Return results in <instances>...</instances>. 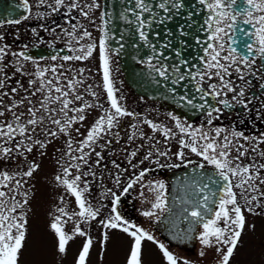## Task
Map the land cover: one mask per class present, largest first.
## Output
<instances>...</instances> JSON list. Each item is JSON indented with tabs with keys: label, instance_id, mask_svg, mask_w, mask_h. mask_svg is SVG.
I'll list each match as a JSON object with an SVG mask.
<instances>
[{
	"label": "flooded vegetation",
	"instance_id": "1",
	"mask_svg": "<svg viewBox=\"0 0 264 264\" xmlns=\"http://www.w3.org/2000/svg\"><path fill=\"white\" fill-rule=\"evenodd\" d=\"M70 2L71 0H65L66 4ZM79 2L83 6L92 3V0H79ZM97 3L100 5L99 8L85 9L89 11V17L85 19L80 14L79 9L69 10L61 7L59 11L53 12L48 5L55 6V0H45V4L42 6L39 4V0H27V10L25 0H0V36L3 37V40H0V46H8V55L4 59L5 72L0 74V79L5 80L4 88L0 89V112L5 113L4 116L0 117V125L13 123L14 112L20 116L18 123L24 126L27 120L32 118L28 109L41 107L40 101L45 98L46 92H36L40 86V80L35 75L38 69L56 68L55 73L46 71L44 79H51L54 84L61 86L65 91H69L67 99L72 100L73 103L69 105L68 117L80 115L74 111L76 108L85 109L83 112L85 119L82 122L77 120L72 123L67 133L59 132V126L51 123L48 118L49 113L41 110L37 112L36 118L42 119V123H39L35 130H33V126H27L30 139H25L16 133L13 141L5 143L4 140H0V145L14 147V149L18 147L19 150H14L13 153L18 152L21 156V153L24 152L21 156L24 157L23 159H30V162L33 161L37 164L35 158L38 153H41L40 146H34L35 152L29 155H33L35 158H31L28 157V153L23 147H19L18 141L24 140L26 144H31L32 141L39 139L44 143L51 142L54 144L56 141H67L76 144L77 147H73L74 151L71 153L68 162L69 181L80 175L81 180L78 182L80 189L83 190L85 184L89 189L83 193L85 200H88L89 203L95 202L94 204L98 207L111 209L116 207L123 220L135 222L140 220L136 213L138 193L142 195L144 191L147 194L152 191L157 194V190H154L152 185L163 184L164 189L161 191L165 199L168 190L167 174L169 172L188 165L198 167L204 165L203 168L216 171L213 165L191 152L189 148H181L180 141L182 139L190 141L191 138L182 135L175 127V121L171 118L173 115L182 124L191 125L193 129H203L205 132H210L214 128L225 129L226 132L222 133L221 138L233 130L242 133L243 136L250 138L249 140L239 139L236 141L237 144H243L248 149L247 155L242 158V162L249 164L254 159L257 165L264 164V157L259 155V151H264V143L258 145L259 151H252L253 146L257 144V138L264 137V60L256 59L252 67L254 74H249L247 69H244L245 81H241L235 73L230 78L237 91L243 87L245 91V96L241 98L244 101L243 104L232 100L234 93H228L227 96V99L232 102L231 108H223L216 99L207 98L209 105L222 108L221 114H214L213 123L209 127L205 111L198 109L188 111L170 101L149 99L136 93L124 80L117 53L108 47L110 77L113 82L114 94L120 106L135 115L120 117L118 121L114 122V127L110 131L106 129L105 132L99 134L95 143L92 144L95 151H92L91 148H84V153H90L86 157L87 164L78 159H73V157L81 155L77 149L82 146V142L96 121L106 112H114L104 88L101 52L98 47L100 39L103 37L101 30L103 26L101 19L103 0H97ZM38 13L46 15L40 18ZM25 16H28V19H24ZM8 20H20L21 22L9 24L7 23ZM77 24L82 25L83 28L78 29L75 36L68 35V33L73 32V25ZM236 28L235 32H230L229 36L224 39L228 46L235 47L237 53L242 56L245 54L246 44L254 40V37L248 35L254 32V29L251 25L244 24L242 19L238 20ZM84 30L91 33L90 39H79ZM90 43L97 45L90 57L84 60L65 61L63 59L64 56L79 55L80 53L75 49ZM19 52H25L32 59L23 61L12 55V53ZM226 54V52L222 53V55ZM57 59L60 62H52ZM14 64H22L24 74L17 72ZM152 65L157 64L153 63ZM203 67L202 64L199 69L202 70ZM241 67L243 68L242 65ZM81 70H83L82 73ZM33 80L36 81L35 85L30 84V81ZM69 81H82V83L74 84L75 91L73 92L67 87ZM191 82L196 88V82ZM208 83H218V81L214 79ZM204 87L207 88V84ZM14 88L16 89L15 92L12 91ZM33 92L36 94L33 95ZM4 93H8V95H4ZM90 93H95V96ZM52 95L58 94L53 91ZM77 95L83 97V100H76ZM86 104H91L93 107H86ZM245 104L247 107L244 106ZM61 106L60 103H50L48 107L54 110L52 112L54 118L63 122L66 118L59 111ZM9 108H12V111H9ZM216 116L218 118H215ZM139 118L144 119V121H139ZM145 120L152 121L160 125L161 128L169 129L171 138H166L162 131H153L145 123ZM134 125L135 127H133ZM13 126L16 125L13 124ZM52 131L57 132L58 135H45V133ZM133 151L137 153L135 157L130 155ZM181 151L184 153L182 159L178 156ZM161 152L167 153L165 155L167 159L153 163V156H160L159 153ZM149 153H151L150 158L144 159ZM232 155H236L235 151ZM74 164H80L81 167L79 169L72 167ZM141 171H147V174L129 188V183L135 180ZM84 173H95V175L85 176ZM117 177H119L118 182ZM260 177L264 179V170H261ZM235 182L233 179V183ZM255 183L259 192H252L250 195H255L258 199L251 204H248L239 195L241 189H234V191L238 193V203L245 216V225L248 229L252 230L254 224H259L264 230V195H262L264 194V184H261L259 180ZM6 184L10 188V181H6ZM244 195H249V193ZM116 197H119L118 204L113 203ZM248 208H252L253 211L249 212ZM149 222L151 229L156 232L152 226L153 222L150 220ZM252 234L256 237V234ZM257 237L261 241L262 249L260 251L264 254V234L257 235ZM161 239L164 240L162 237Z\"/></svg>",
	"mask_w": 264,
	"mask_h": 264
},
{
	"label": "snow or ice",
	"instance_id": "2",
	"mask_svg": "<svg viewBox=\"0 0 264 264\" xmlns=\"http://www.w3.org/2000/svg\"><path fill=\"white\" fill-rule=\"evenodd\" d=\"M200 5L205 6L208 12V18L205 24L209 30L208 40L203 42L206 46L204 47V56L201 58V63L204 65L203 69H197L193 72L192 67H188L187 61H182L181 65L172 66L171 72L167 65L160 64L152 65L151 59L148 61L149 65L152 67L153 71L157 72L158 75L164 80L171 79L173 85H178L186 79L196 82V92L199 93V100L202 103H196L194 99L187 96L179 97L180 101L186 103L192 109L203 110L208 118V125L211 127L213 123L214 114H221L222 108L215 105H209L207 102L208 97H212L217 100V103L222 105L223 108H231L232 102L227 99L228 93H234L232 100L236 103L243 104L244 101L241 99L245 96V91L243 87L237 91L234 87V82L230 79L235 73L241 81H245L244 69H247L249 74L252 73V67L255 64L257 58L264 60V0H198ZM39 4L42 6L45 4V0H39ZM26 10L28 9L27 0H25ZM53 12L59 11L61 7L71 9H79L80 14L84 16L85 19L89 17V11L93 8H99L100 5L97 0H92V3L81 5L79 0H71L70 3L66 4L65 0H55V6L48 5ZM163 12L168 13L171 9L179 10L182 5L178 0H160L156 5ZM129 13L135 19L129 18ZM147 15L152 17L151 20L147 19ZM38 17L43 18L42 13L37 14ZM105 16H110V14L105 11L101 15V19L104 21L102 26L103 37L100 39L99 49L101 52V60L103 67V81L104 88L107 91V95L110 101L111 109L114 112H106L101 116L95 123V125L90 129L87 134L86 139L82 142V146L77 149L81 153L79 157H73V159H78L87 164V155L90 153H84V148H92V144L95 143L99 134L105 132V130H111L114 127V122L118 121L120 117L123 116H134V113L127 112L124 110L114 94L113 82L110 77V62H109V49L107 48V39H109V34L107 31L108 21L104 20ZM159 13L154 11L153 0H134V7L124 8L120 13V18L124 23L132 25L135 27L136 32L139 34L141 40L152 48L155 53V46L151 44L148 39V33L146 29L152 26L154 21L163 23L167 17L157 20ZM24 19H28L25 16ZM242 19V22L247 25H251L254 32L248 34L250 37H254L253 42L246 44V50L244 55H239L235 47L227 45L225 37L229 36L230 32H235L237 30L236 25L238 20ZM20 20H8L9 24H19ZM83 28L82 25H73V32L68 33L70 36H75V32L78 29ZM91 38V33L87 30L83 31V34L79 39ZM0 40L3 37L0 36ZM198 43H200L198 41ZM234 43V41H233ZM97 47L95 43H90L81 46L75 51L80 54L76 56H64L65 61L68 60H84L92 55L93 50ZM8 46H0V74L5 72L4 59L8 55ZM119 51V49L115 50ZM227 53L222 55V53ZM13 56L17 57L18 60L29 61L32 58L29 57L25 52L12 53ZM163 55V53H161ZM180 53H177L179 56ZM55 59V57H53ZM243 66V68L241 67ZM17 72L23 73V65L19 64L13 65ZM186 68V72L181 71V67ZM50 71L52 73L56 72V68H50L47 70L38 69L35 75L40 80V86L36 89V92L45 93V98L40 101V108H29L28 112L32 118L27 120L26 125L21 126L18 121L20 116L13 112L14 120L13 123H6L5 125H0V140H4L5 143H9L15 139L14 134L18 133L19 136L25 139H30V134L27 132V126L35 127L42 123V119L38 120L37 112L43 110L49 113V119L51 123L59 126V132L67 133L72 123L77 120L82 122L85 119L83 115L84 108H76L75 112L80 113L78 117H68L69 105L73 103L72 100L67 99L69 91H65L61 86H57L53 83V80H45V72ZM83 70H81V73ZM217 80L218 83H208L211 80ZM82 83V81H69L67 87L71 91H75L74 84ZM31 85H35L36 81H30ZM207 84V88L204 85ZM5 80L0 79V89L4 88ZM13 92L16 89H12ZM58 95L53 96L52 92ZM36 92L32 94L35 95ZM95 96V93H90ZM8 95V93H4ZM27 99V98H26ZM76 100H83V97L77 95ZM29 103L31 101L29 100ZM50 103H60L62 106L59 111L64 114L66 119L63 122L60 119H55L52 115L54 110H51L48 106ZM183 106V105H182ZM247 107V105H244ZM86 107H93L91 104H86ZM12 111V108H9ZM4 112H0V117L4 116ZM171 118L175 121V127L179 132L187 137H190V141L181 140V148H189L191 152L195 153L197 156H201L203 160L207 161L210 165L215 168V177L209 176L208 182L202 185L196 182L190 187L197 188L198 191L194 192V200L185 199V203L191 205V210L185 208L184 211L188 213L191 218V223L193 225H201L203 232L199 235V240L206 247L217 246V252L223 253L220 258V264H229L230 258L233 256L234 251L237 247L243 229L245 227V216L243 215L241 206L238 203V193L234 189H241L239 195L245 199L248 204L256 201L258 198L255 195H250L252 192H259V188L256 185V181L259 180L261 184H264V179L260 177L261 170H264V164H256L255 160L249 164H244L242 158L247 155L248 149L244 147L243 144H237L236 141L239 139L249 140V137L243 136L242 133L237 131H232L229 134H224L226 130L222 128L211 129L210 132H205L203 129H193L191 125L185 126L181 121L174 115ZM215 118H218L216 116ZM153 131H162L166 138L170 137V130L167 128H161L160 125L153 123L152 121L145 120ZM13 124L16 126L14 127ZM135 127V125L133 126ZM78 131V129H77ZM50 134L51 136H57L58 133L52 131L50 133H45V135ZM135 135V133H133ZM231 137V138H230ZM264 143V137L257 138V144L253 146L252 151H259L258 145ZM19 147H23L27 152H32L35 145H39L41 148L46 145L41 140L37 139L32 141L31 144H26L24 140L18 141ZM69 149H71V142L68 143ZM18 151L19 148L14 147H3L0 145V159H8L11 157L13 151ZM235 151L236 155L233 156L232 153ZM70 154V153H69ZM23 155V153H21ZM99 155V153H97ZM131 157H135L137 153L135 151L130 153ZM161 156L167 155L166 152L159 153ZM259 155L264 157V151H259ZM151 153L145 156L144 159H149ZM179 158H183L184 153L181 151L178 153ZM131 162V161H129ZM159 163L158 161H154ZM143 163V161H141ZM72 167L79 169L80 164H74ZM203 168L204 165H199ZM38 165L32 164L29 166V170L24 172V176L32 177L33 173L37 170ZM68 168L64 169V176L69 175ZM95 175V173H84L83 175ZM147 174V171H141L135 180L129 183L128 187L131 188L133 184L143 179ZM15 177L9 176L8 173H0V188L9 187L6 181L13 180ZM235 179V183H233ZM56 180L64 185L67 190L76 199L80 211L74 215L80 217V222L76 223L74 228V235H69L65 232L62 227L61 217H56L55 221L51 224V229L55 233L57 239V251L60 254H65L67 251V246L70 241H72L75 236L87 237V233L81 229V223H90L95 220L99 215V209L93 210L88 202L85 200L83 193L88 191L87 184L84 185L83 190L80 189L78 182L81 180V176L77 175L72 181L67 179H62L61 176H57ZM119 177H117V182ZM209 184L215 185V190L209 187ZM22 185L20 181H16V189L20 188ZM154 190H157V198L155 203L152 205L150 211H145L143 215L145 217L154 216L155 209L163 210L167 206V201L163 198V193L161 190L164 189L163 184L152 185ZM127 191V189H125ZM203 193L202 199L199 198V194ZM249 193V195H244ZM264 195V194H262ZM114 204L119 203V197H116L113 201ZM27 204V196H24L23 201H16L15 196L9 197L8 192L0 190V264H19L20 253L24 247L26 239V225L27 219L24 214L17 215L18 209H23ZM62 216L68 215L63 208L58 209ZM248 211H253L252 208H248ZM114 213L109 219L102 220L100 223L105 229H119L120 231L126 233L132 238V245L129 252V257L127 259V264H142V244L143 241H152L156 243L154 237L148 232L144 231L142 228L137 227L122 219L121 215L117 212L116 207L111 209ZM71 220L72 216H68ZM223 222L224 226H221ZM189 231H193L192 228ZM107 233L104 234V241H107ZM93 241L91 238H86L85 243L82 246V250L79 252L76 264H87V259L92 248ZM218 245L226 246V251L224 248L218 247ZM159 248L163 252L164 257L167 260V264H180L177 258L171 254L163 244H159ZM200 255H204L203 252ZM183 264H188L184 261Z\"/></svg>",
	"mask_w": 264,
	"mask_h": 264
},
{
	"label": "rangeland",
	"instance_id": "3",
	"mask_svg": "<svg viewBox=\"0 0 264 264\" xmlns=\"http://www.w3.org/2000/svg\"><path fill=\"white\" fill-rule=\"evenodd\" d=\"M56 61L60 62L58 59L52 62L56 63ZM139 121H144V119L139 118ZM68 143L67 141H56L54 144L45 142L46 146L39 148L41 153H38L36 158L29 155L35 152V147L30 153L25 151L28 153V157L37 160V164L33 161L30 162V159H23L24 157H21L23 155L19 156L18 152L12 153L8 159H0V173H8L9 176L15 177L10 180V188H0V190L8 192L9 197L15 196L16 201L22 202L24 196H27V204L22 210L18 209L17 211V215L24 214L27 219L26 239L20 253L19 264H76L86 238H91L93 241L87 264H127L132 238L119 229H105L100 221L107 220L113 215L111 208L98 207L94 204L95 202L89 203L88 200L86 201L93 210L99 209V215L90 223L80 224L81 229L87 233V237L75 236L69 242L65 254H60L57 251L58 238L51 229V224L56 217H61L62 221H66V223H62V227L69 235H74L75 225L81 219L74 215L80 211L75 197L56 180L57 176L69 180L68 175L64 176V169L68 168L69 157L74 151L73 147H77V145L71 143L72 147L69 149ZM152 159L155 163L154 161L161 162L167 158L155 155ZM32 164L38 165L37 170L32 177L24 176V172L29 170V166ZM17 180L22 185L18 189L15 187ZM145 192L142 195L138 193L137 196L136 213L140 220L137 222L127 221L151 234L156 241V243L143 241L142 264H167L159 244H163L180 264H183L184 261H187L188 264H220L223 253L217 252V246L206 247L199 240V235L203 232L202 226L199 229L196 247L192 254L167 245L158 235L159 233L151 229L149 222V220L156 222L163 214V210L155 209L156 214L152 217L143 215L145 211L153 210L152 205L157 198V194L154 192L151 191L148 194ZM61 208L68 215L62 216L58 211ZM68 216H72V219L69 220ZM221 226H224L223 222H221ZM105 233H107V241H104ZM252 233L256 234V237ZM262 234H264V230L259 224H254L252 230H249L245 225L229 264H264V254L260 251L262 249L261 241L257 237ZM218 247L224 248L226 251V246L218 245ZM201 252L204 253L203 256L200 255Z\"/></svg>",
	"mask_w": 264,
	"mask_h": 264
},
{
	"label": "water",
	"instance_id": "4",
	"mask_svg": "<svg viewBox=\"0 0 264 264\" xmlns=\"http://www.w3.org/2000/svg\"><path fill=\"white\" fill-rule=\"evenodd\" d=\"M159 2L160 0H153L154 11L159 13L157 20L164 17L167 19L163 23L154 21L146 29L149 41L155 46L154 53L141 40L135 27L124 23L120 18L124 8L134 7V0H103V13L107 11L110 14L104 17L108 21L107 31L110 37L107 39V47L112 51L119 49L115 52L124 80L136 93L149 99L170 101L189 111L192 108L180 101L179 97L187 96L196 103H202L191 80L186 79L173 85L171 79L164 80L153 71L148 61L151 59V64L157 66L161 63L167 65L170 72L172 66L181 65L182 61H187L188 67H192L193 71L199 69L206 46L203 42L209 36L205 24L208 12L198 0H178L182 7L179 10L171 9L168 13L156 7ZM146 17L152 19L150 15L146 14ZM129 18L135 19L130 13ZM177 53L180 55L177 56ZM181 71L186 72V68L182 66ZM209 176L216 178L215 171L192 165L169 172L165 195L167 206L157 221L152 223L153 228L168 245L187 254H192L195 250L201 225L190 222L191 218L184 209L191 210V205L184 201L195 199L193 193L198 191V187L192 188L190 185L196 182L200 185L207 183ZM209 187L215 190L216 186L209 184ZM202 197L203 193H200L199 198ZM190 228L193 231L190 232Z\"/></svg>",
	"mask_w": 264,
	"mask_h": 264
}]
</instances>
